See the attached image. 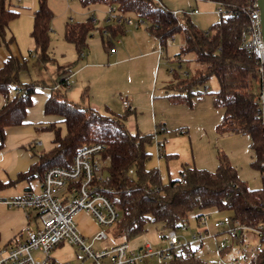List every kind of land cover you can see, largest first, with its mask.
<instances>
[{"label":"trees","instance_id":"1","mask_svg":"<svg viewBox=\"0 0 264 264\" xmlns=\"http://www.w3.org/2000/svg\"><path fill=\"white\" fill-rule=\"evenodd\" d=\"M36 1L37 6L32 11L30 37L34 48L31 51L38 63L45 64L52 60L49 29L53 12L47 0ZM210 1L233 9L238 15H220L207 29H202L191 20L189 10H177L180 12L173 14L175 10L167 8L160 0H80L83 6L103 4L109 9L114 7L121 22H107L103 28L106 35L102 28L95 26L92 16L84 21L66 22L64 38L81 52L87 47L88 33L96 28L110 52L116 37L125 32L124 19L134 18L146 23V30L158 40L165 54L166 40L181 34L182 45L174 56L179 61H193L198 69L192 75L186 71L184 78L175 74L177 92L172 97L192 106V98L202 93L198 86L206 89L207 80L215 77L218 88L211 92L212 104L223 110L217 129L249 135V148L253 154L250 164L258 170L264 150V117L258 99L263 82L258 71L259 62L240 47V33L248 25L241 8L250 0ZM22 8L0 0V43L7 48L14 38L5 39L6 29ZM25 69L26 59L12 53L0 67V93L5 97L0 108V146L7 127L26 123L32 95L40 91L36 89L37 82H19L18 75ZM59 82L66 84V77ZM14 84L25 89L27 95L17 92ZM43 114L52 119L39 122L35 130L51 133L49 146L39 152L33 151L37 160L26 172L20 173L18 179L37 180L51 166H69L80 147L101 144V157L107 163L109 176L107 185L111 188L109 197L120 211V218L113 228L116 238L130 240L143 233L149 223H158L162 228H178L189 222L191 215L198 217L213 208L251 228L264 222V183L259 188H250L226 154L218 155L214 171L185 165L178 178L164 182L159 169L147 164L151 155L145 146L152 140L151 134L139 135L127 128L129 109L121 114L102 113L67 99L60 88H53L44 100ZM193 247H186L179 258L165 264H208ZM228 249L231 247L225 251ZM249 264H264V248L258 259Z\"/></svg>","mask_w":264,"mask_h":264},{"label":"built area","instance_id":"2","mask_svg":"<svg viewBox=\"0 0 264 264\" xmlns=\"http://www.w3.org/2000/svg\"><path fill=\"white\" fill-rule=\"evenodd\" d=\"M179 12L175 10L173 14ZM196 12L197 9L188 11L190 14ZM216 12L219 15H238V12L220 3H217ZM241 12L247 16L248 25L240 33V47L259 62L258 71L263 82L264 42L257 0H250L241 8ZM108 20L121 22L114 7L109 9ZM124 22L135 28L144 23L134 18H125ZM103 34L106 35L107 31L104 30ZM115 42H120V39ZM174 42V37L168 38L166 47ZM114 49L113 46L110 53ZM157 52L164 54L163 47L159 45ZM13 87L21 95H27V91L18 84ZM258 99L263 105V83L258 91ZM122 105L126 109L131 108L127 99L122 100ZM160 128L164 130L163 126ZM151 139L157 142V153H160L162 142L155 133L151 134ZM40 143L37 141V144ZM101 155L102 145L99 143L82 146L73 154L69 166H51L46 169L37 179L36 190L0 200L8 208L25 211L26 218L22 231L0 249V264H165L179 258L186 247L202 245L210 237L215 238L214 247L218 254L237 244L241 260L233 258L234 264H240L242 260L245 264L255 262L263 252L264 222L251 228L217 208L195 217L196 224L192 228L189 222H185L178 228L158 230L155 234L158 246L146 239L140 246L132 247L128 241L116 238L113 228L120 218V211L109 197V176ZM258 172L264 183V150ZM80 213L92 217L97 227L95 231L84 234L79 230L76 217ZM221 231L232 240H217ZM248 233L256 236L255 243L246 237ZM105 240H110L111 244L102 247L95 245L96 241ZM64 244L74 245L82 252L81 257L77 254L78 261L58 260L51 254Z\"/></svg>","mask_w":264,"mask_h":264},{"label":"rangeland","instance_id":"3","mask_svg":"<svg viewBox=\"0 0 264 264\" xmlns=\"http://www.w3.org/2000/svg\"><path fill=\"white\" fill-rule=\"evenodd\" d=\"M9 1V0H8ZM163 5L173 10L175 7H178L180 10H189L193 7H198V13L191 14V20L196 24L197 27L202 29H207L210 24L217 21L220 15L216 12L217 3L212 2L210 0H160ZM15 5L23 6L25 4L19 3L17 0H10ZM49 7L53 12V18L51 20L52 31L50 33V42H49V53L52 57V60L44 64L38 63L35 54L31 51H28L27 48L20 49V54L24 55L26 58V68L28 69V75L32 82H37L42 85H49L52 87L54 85V76L56 72L57 65L65 66L69 62H71L72 58H76L75 47L72 43L68 42L64 38V33L62 34V29L66 22H70V18L72 21H84L87 17L93 15V10L95 9L98 17H100L98 8H107L105 5L101 4H91L89 6H83L80 0H47ZM22 14L20 13L17 17L13 18V20H24ZM23 22V21H22ZM135 27L131 26V29ZM146 31V23H141L139 28H135V30ZM121 38L124 40L125 36ZM95 38L99 39L98 35ZM32 39V38H31ZM174 44L167 46V50L165 54L157 55L154 53V56H157L156 62H151V57L145 56H136L135 54L139 53L141 48L131 49L129 52L131 54V58H129L126 62L119 64L118 68H121V71L115 74L114 85L110 90L109 87H106V93L108 95V99H110L112 110L116 109V103L114 100L120 103L121 99L124 97V92L120 88L126 89V87L131 84H138L139 86L144 85H153V89L151 87L149 98H146L150 102L156 100L158 104H162V102H166V98L164 97L166 94H174L177 92L175 88L176 82L178 81L175 77V74L180 78H184L186 75V71H190L191 75L195 73L198 69L197 65L193 63V61L182 60L179 61L174 54L177 53L182 45V36L181 34H175ZM126 41V40H125ZM152 44L153 48H157L159 45L158 40L151 35L149 37L148 44L149 46ZM34 48V47H33ZM75 48V49H74ZM33 50V49H32ZM98 50L104 52V49L99 46ZM147 50V49H146ZM145 50V51H146ZM156 51V50H154ZM157 52V51H156ZM173 57V58H172ZM71 64V63H70ZM140 69V71L137 69ZM133 69L134 73L131 75L130 72H126L125 70ZM113 81H110V84ZM167 85L166 89L164 86ZM206 89L202 86H198V89L202 90V93L193 97L192 106L187 105L186 103L181 102L176 97H172L170 102H176L175 105L169 104L168 109L165 105V110L156 111L158 115H165L168 119L166 122L167 131L163 132L160 126L162 124H158L160 121L155 122L153 120L152 112L145 114V110L142 109L138 112V115H145L146 118L143 119L141 131L139 135L153 134L155 133L158 137V140L162 142V149L165 142V137L172 134H180L185 136L188 140V148L185 147L186 154L190 156L191 163L198 168H205L211 171H214L217 163H218V155L226 154L230 160V162L236 167L238 173L242 179H244L250 188H259L262 186V178L258 172V170L251 166L250 162L253 160V154L249 148V135L247 134H238L228 131H219L217 129V124L220 122L223 116V110L220 108H216L211 104V92L215 91L218 88L217 79L215 77H211L205 83ZM45 87V86H44ZM113 89H115L113 91ZM120 89V90H118ZM153 90V91H152ZM205 90V91H204ZM45 90H40V92L32 95V106L38 104V102L44 97ZM79 99V98H78ZM107 100V99H106ZM44 102V100H43ZM119 107V105H118ZM175 108L176 112L179 113L176 115H171V108ZM107 109V108H106ZM109 109V108H108ZM34 113L36 115H43V105L38 108L31 110L30 113ZM102 113H105L106 110L102 109ZM34 120H27V127L30 129H34L33 127L36 123L33 124L34 121H38L37 118L34 117ZM159 116L157 120H159ZM163 120H161L162 122ZM172 123V124H169ZM176 123H184L185 126L182 132H178V129L174 128L171 125H175ZM31 126V127H30ZM164 127V126H163ZM35 131V129H34ZM132 131V129H131ZM130 131V132H131ZM37 132V131H36ZM133 133V131L131 132ZM37 133L36 136L38 139H42L41 136L47 137L48 134ZM156 141L151 140L146 144V150L150 153V159L148 160V165L151 167H157L160 171V175L162 178L166 179L171 171L170 162L166 159L162 153H157ZM35 145V146H34ZM47 141L44 143V146L41 144H33L35 150L39 152L46 147ZM29 155V151H25ZM107 166V163H105ZM179 175V174H178ZM168 179V178H167ZM34 190L37 189L36 180L28 183L26 180L19 182L16 186L9 187L7 192L12 193V195H22L24 192L23 186L30 185ZM4 197V198H1ZM7 196H0L1 199H6ZM222 213V212H221ZM77 226L80 231L84 234H90L96 230V225L93 219L89 216L79 214L76 217ZM140 236V235H139ZM138 237V236H137ZM246 237L250 239L253 243L257 241L256 236L251 233L246 234ZM146 239H153L152 237H146ZM144 239L143 241H145ZM214 239L210 237L204 241L203 245H194V249H196L197 255L203 259H205L208 264H234L233 258L240 259L239 247L235 243L232 249H228L223 254L216 253V249L214 247ZM222 239H227L229 242L232 240L230 236L225 232H220L217 236V240L221 241ZM129 241V240H127ZM131 245V242H128ZM111 244L110 240H105L103 242L96 241L95 245L102 247ZM132 246V245H131ZM154 246H158L154 244ZM51 254L58 260H69L70 262L78 261L77 254L82 256V252L74 245L64 244L61 247H57L54 249ZM79 257V258H80ZM242 262L240 264H245L246 262Z\"/></svg>","mask_w":264,"mask_h":264},{"label":"crops","instance_id":"4","mask_svg":"<svg viewBox=\"0 0 264 264\" xmlns=\"http://www.w3.org/2000/svg\"><path fill=\"white\" fill-rule=\"evenodd\" d=\"M17 1L21 4H25L23 5L21 11L22 14L21 16L24 17L23 18L24 20L19 19L9 22V25L5 33V39L9 40L11 37H13L14 42L10 43L8 48L5 44L0 43V67L2 66L3 61L6 59L9 53L25 57L24 55L20 54V49L27 48L28 51H31L34 47L33 40L30 37V31L33 23L32 11L36 8L37 1L36 0H17ZM8 2L12 5H15L12 2H10V0ZM98 9H99L98 11L100 17H98L94 9L92 15L94 19L93 23L95 24L96 27L103 29L106 23L110 22V20H108L109 7L107 6L106 9L105 8H98ZM193 9L198 10V7H193L189 10H193ZM173 10H180V9L178 7H175ZM71 21L72 19L70 18V22ZM64 27L61 31L62 34L64 33ZM51 31H52V26L50 25L49 36ZM96 35H98V37L100 38L96 39L95 38ZM122 35L125 36V39L123 40L121 38L122 36L118 35L116 39L119 38L120 42H114L115 43L114 52L110 53L108 52V49L103 42V37L98 31V29L95 28L91 30L86 37L87 47L81 52H78L74 48L76 51V56H75L76 58H72L71 62H69L65 66L57 65L53 80L54 85L52 87H49V85L40 86L39 84L36 87V89H39L41 91L45 90L46 92H44L45 95L38 102V104H36L35 106H31L27 110L26 113L27 120H29L30 118L31 120H34L33 115H35L34 117L37 118L38 120V121H34L33 124L34 123L38 124L39 122L51 120L52 117L45 116L44 114L41 116L39 112L38 115H36L32 112L30 113V111L38 108V106L41 109V106L44 103L43 100H45V98L48 96L51 90L53 88H60L63 91V93H65L67 99L76 102L83 107L94 108L99 112H101L102 109H104L106 110L105 113L121 114L125 112L126 108L123 107L122 100L127 99L130 102V106H131V108L129 109L131 111V115L128 117L126 123L129 131H131L132 129L133 133L140 134L139 132L141 131V127H142L141 123L143 122V119L146 118V116L143 114L138 115V112L142 109L146 111L145 114L150 113L151 110L153 120L155 122L160 121L158 124L160 125L162 124V126H164L163 132L167 131V127H166V122L168 121L167 117L165 115H158L160 119L157 120L158 116L156 111L160 112L165 110L166 108L168 109L169 107H171L169 106V104L175 105L176 102L173 103L170 102L172 99V94L169 93H165L166 95L164 97L166 98L165 99L166 102H162V104H158L156 100H153L151 102L147 100L146 98H149V94L151 93L150 89L151 87L153 89V85L141 84L142 86H139L138 84L135 85L128 84L126 89L120 88L122 90L121 92H124V97L121 99L120 103L114 100V102L116 103V109L112 110L113 107L111 106V103L109 101L110 99L107 98L108 95L106 93L105 88L109 87L110 90L113 88L112 86L114 85L115 75L118 76L117 73L121 71V68H118V65L126 62L129 58L135 55L141 57L149 56L151 57L150 58L151 62L154 63V60L156 62L157 59V56L155 57L154 53L156 55L158 53L156 52L157 48L156 49L153 48L152 44L145 47V45L148 44L149 37H151V35L148 33L147 30L146 31H140L138 29L135 30V28L131 29V26L127 25L125 28V32ZM99 46H101L104 49V52L98 50ZM138 47L141 48L142 50H140L139 53L131 56V54L129 53L131 49H137ZM44 66L45 64L42 67ZM140 69L143 68H138L137 71L138 70L140 71ZM27 70H28L27 68L25 70H22L18 75L19 82L22 84L25 83L27 84L32 82L29 78ZM128 70L129 71H127L126 69L125 71L130 72L131 75H133L134 73L133 69H128ZM62 77H66V84L64 85H61V83L59 82ZM110 81L113 82L110 84ZM166 87L167 85L164 86L165 89ZM114 90L115 89H113V91ZM4 103H5V97L2 93H0V108ZM211 104H212V98H211ZM170 114L172 116L176 114L179 115V113H177L175 108L173 107L170 110ZM161 120L163 121L161 122ZM26 123L21 125L9 126L5 130V139L3 141V144L0 146V196H7L8 198L14 196H20V195H12V193L7 192V190L9 187L16 186L17 183L22 182L23 180L18 179V175L20 173L26 172L29 169L30 165L37 160V156L33 154V151H36L34 147L35 145L32 147L33 142L35 141L34 144H37V141H40L41 146H44V143L47 141L46 147L43 148L46 149L49 146L50 139L52 137L51 133L48 131L41 132L40 135L47 133L48 136L47 137L41 136L42 139L40 140L36 136V134L40 132H36V130L34 131L35 126L33 127L34 129L28 128ZM171 126L178 129V132H182L185 124L176 123L175 125L173 124ZM185 147L189 149L188 140L185 136L175 133L172 135H168L167 138L165 137V142L161 153L170 162L171 171L167 177L168 179L178 178L179 177L178 174L183 166L185 165L190 167L194 166L191 163V158L189 154L187 155L185 152ZM25 151H29V155ZM167 178L166 179L162 178V180L166 182L168 180ZM31 181H27V182L30 183ZM35 185L38 186L37 180ZM23 189L24 192L21 193L22 195L28 193L33 188L30 184L23 186ZM80 214L91 217L86 213H80ZM194 215L195 214L191 215L189 219L191 228L194 227L196 224V218ZM25 223H26L25 211L19 208H8L4 203L0 202V249L4 245L9 243V241H11L15 235L19 234L22 231V229L25 226ZM160 229H162V226L158 223L147 224L143 233L139 234L140 236L137 235L138 237L136 236L129 240L131 242L132 247L140 246L144 242L143 240L146 239V237H152L153 239H149V240L157 244L155 234Z\"/></svg>","mask_w":264,"mask_h":264},{"label":"water","instance_id":"5","mask_svg":"<svg viewBox=\"0 0 264 264\" xmlns=\"http://www.w3.org/2000/svg\"><path fill=\"white\" fill-rule=\"evenodd\" d=\"M257 5L260 11V20H261V32H262V38L264 42V0H257ZM263 92H264V75H263ZM262 112L264 117V100L262 105Z\"/></svg>","mask_w":264,"mask_h":264}]
</instances>
